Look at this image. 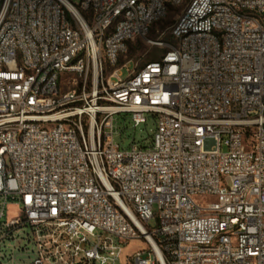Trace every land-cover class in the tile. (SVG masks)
<instances>
[{
    "label": "built area",
    "instance_id": "2783aa9c",
    "mask_svg": "<svg viewBox=\"0 0 264 264\" xmlns=\"http://www.w3.org/2000/svg\"><path fill=\"white\" fill-rule=\"evenodd\" d=\"M72 1L0 0V264H264V0Z\"/></svg>",
    "mask_w": 264,
    "mask_h": 264
},
{
    "label": "rangeland",
    "instance_id": "374dc122",
    "mask_svg": "<svg viewBox=\"0 0 264 264\" xmlns=\"http://www.w3.org/2000/svg\"><path fill=\"white\" fill-rule=\"evenodd\" d=\"M75 3V0L72 1ZM185 4L179 6L178 8L172 9L167 15L166 19L159 25V33L169 28L175 21L176 17L181 14ZM158 34L154 31L149 34L147 40H156ZM163 39H167V34L164 35ZM160 55V49L155 46L149 45L146 40L139 41L134 40L133 43L128 44L126 57L131 60L128 64V70H133L134 67H139L140 65L157 58ZM128 70L123 68L120 70V76L125 79L128 74ZM155 130L154 121L149 118L144 125H140L134 128L132 124L124 115H116L114 117V134L113 142L123 150L130 147L132 140L137 143L138 146L149 147L151 144V135ZM3 199L0 198V211L2 209ZM20 209L19 206L13 202L7 201V205L4 209V215L0 219V223H4L8 220L19 217ZM149 229L155 227V220H150L148 223ZM27 234L30 233L29 228H20L14 231L13 237L16 238L14 243L8 241L4 244H0V252L5 259L13 256L18 261H25L33 255L34 245L32 242L27 243ZM16 248L15 253H10L12 246ZM135 244H131L126 252L131 250ZM6 248V249H5ZM18 251V252H17ZM123 257V256H122ZM121 263V258L120 261Z\"/></svg>",
    "mask_w": 264,
    "mask_h": 264
}]
</instances>
